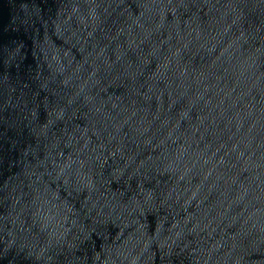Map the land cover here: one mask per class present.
<instances>
[{
    "label": "water",
    "instance_id": "1",
    "mask_svg": "<svg viewBox=\"0 0 264 264\" xmlns=\"http://www.w3.org/2000/svg\"><path fill=\"white\" fill-rule=\"evenodd\" d=\"M0 264H264V0H0Z\"/></svg>",
    "mask_w": 264,
    "mask_h": 264
}]
</instances>
